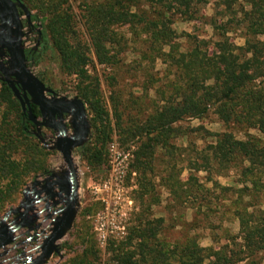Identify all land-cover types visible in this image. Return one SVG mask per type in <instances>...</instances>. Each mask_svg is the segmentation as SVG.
Masks as SVG:
<instances>
[{
    "label": "rangeland",
    "instance_id": "rangeland-1",
    "mask_svg": "<svg viewBox=\"0 0 264 264\" xmlns=\"http://www.w3.org/2000/svg\"><path fill=\"white\" fill-rule=\"evenodd\" d=\"M21 1L29 15L37 19L33 22L36 26L45 16L66 13L76 37L84 45H89L82 15L84 5L93 0ZM94 1L103 3L104 0ZM237 2L240 4L242 0ZM199 13L200 16L192 22L172 18L170 29L179 53L189 51L194 41H203L210 48L218 36L209 26L213 21L219 28L217 32L224 34L230 45H242L240 32L231 25H223L225 20L213 0H208ZM112 31L116 39L111 51L113 64L98 65L89 50L86 67L87 74L97 79L99 98L109 122L108 139L103 143L99 162H89L86 156H79L77 150L81 147L71 150L77 184L73 216L69 228L56 243L57 251L40 264H115L112 260L115 256L136 251L135 234L143 230H150L144 239L146 250H151L150 255L156 257L164 253L168 258L166 264H175V255L192 240L202 249L228 245L226 251L236 250L231 244L239 242L235 207H245L247 213L251 209H264L262 184L257 192L247 196L242 192L241 184L258 177L262 180L264 172L254 178H243L236 161L225 169L214 166L208 169L203 159L209 155L212 135L231 133L238 140L258 135L254 131L242 133L234 126L223 125L209 110L200 118H185L170 126L162 140L146 142L143 134L146 121L173 99L174 68L161 57L162 53L169 56L171 51L165 47L159 52L145 36L126 25H117ZM34 38L35 31L26 40L31 47ZM258 40L259 48H264V36ZM28 70L53 92V98H75L72 80L60 69L57 55L46 46L28 65ZM9 78L0 70V81ZM17 117L15 107L0 101V136L18 141L16 151L12 149L9 157L28 171L18 189L3 202L0 221L10 210L19 208L18 213H23L24 195L27 196L33 182L49 174L59 176L67 172L55 150L56 133L34 128L31 136L22 141L18 136ZM90 118L86 111L89 132L82 147L91 149L96 140ZM69 121L65 118L67 136L72 135ZM111 146L114 154L110 153ZM141 152L146 155V167L140 166L143 163ZM27 160L29 165L24 164ZM192 165L198 168L193 169ZM121 168L124 174L121 187L117 188L116 177ZM6 182L2 181L0 186ZM56 203L54 210L62 207V201ZM41 210L39 205L32 209L31 220L27 221L31 227L42 223L40 230L46 234L51 229L50 222L43 221L44 215L38 213ZM37 219L40 220L33 222ZM16 221L15 215L10 214L5 224L20 223V219ZM33 235L34 232L27 233L26 228L13 233L11 244L0 249V264H28L34 259L38 255L34 247L41 242L42 236L33 238ZM151 235L153 238H149ZM30 239H33L32 244L28 242ZM134 261L142 264L136 255ZM255 262L264 264L260 256Z\"/></svg>",
    "mask_w": 264,
    "mask_h": 264
},
{
    "label": "trees",
    "instance_id": "trees-1",
    "mask_svg": "<svg viewBox=\"0 0 264 264\" xmlns=\"http://www.w3.org/2000/svg\"><path fill=\"white\" fill-rule=\"evenodd\" d=\"M16 1L26 8L21 0ZM207 3L208 0H104L103 3L93 0L84 5L82 15L88 46L76 37L66 13L52 14L38 21L43 48L46 46L57 55L60 69L76 89L75 98L85 105L87 115H91L89 120L95 130V145L91 149L81 146L77 150L79 156H86L89 162H99L109 128L107 113L99 98L97 79L87 74V53L91 51L98 65L113 64L111 51L116 39L112 29L126 25L145 36L159 52L169 48L171 54L166 57L162 53L161 57L174 68L173 99L146 121L143 127L146 142L162 140L170 126L185 118H200L211 110L223 125L234 126L242 133L254 131L258 136L238 140L231 133L212 135L209 155L203 159L204 166L225 169L236 161L243 178H254L264 172V48H259L258 40L264 36V0H242L240 4L237 0H213L225 20L223 25H231L240 32V47L230 45L225 35L217 32L219 28L213 21L209 26L218 36L210 48L203 41H194L189 51L179 53L170 29L172 18L192 22L200 16L201 7ZM36 20L31 18V22ZM12 98L7 85L0 81V101L18 110V136L23 141L31 136L34 127ZM30 114L34 120L39 118L37 109L31 105ZM0 142V184L7 180L3 187L0 186L1 210L3 202L18 189L28 171L9 157L12 149L16 151L18 141L1 135ZM139 155L143 160L140 166L146 167V155L142 152ZM24 164L29 165V160ZM192 168L198 167L192 165ZM261 184L264 188V177L262 180L260 177L245 180L241 190L246 196L252 195ZM234 210H237L239 242L231 244L236 250L226 251L228 245L202 249L192 240L175 255V264H239L244 261L256 264L257 256L264 262V209H251L249 213L245 207H235ZM136 233V251L115 256L113 262L137 264L134 261L136 255L142 264H166L168 258L164 253L156 257L155 254L150 255L151 250H146L144 239L150 230Z\"/></svg>",
    "mask_w": 264,
    "mask_h": 264
},
{
    "label": "water",
    "instance_id": "water-1",
    "mask_svg": "<svg viewBox=\"0 0 264 264\" xmlns=\"http://www.w3.org/2000/svg\"><path fill=\"white\" fill-rule=\"evenodd\" d=\"M18 9L27 17L29 24V12L19 2L14 0ZM3 5V6H2ZM0 7L11 10L13 15H16L15 5L12 0H0ZM1 13H4L0 9ZM5 20V19H4ZM20 25H16L18 30ZM20 35H14L16 42L14 44H0V49H5L9 56V63L11 69L17 70L11 75L12 80H1L13 95V98L18 103L21 113L26 115L29 123L37 130L44 128L56 133L57 139L55 143V150L61 156L62 162L67 169L61 177L49 176L50 182L48 186H40V191L32 196V203L39 195H42L45 202L50 201V208L57 206L54 198H60L62 207L57 209L52 214L43 217V221L50 220L51 229L44 234L40 230L41 224L34 227L26 225L27 218H24L32 209L24 208L20 214V223L5 224L7 217L10 214H15L19 208L10 210L5 213L0 221V249L11 244V235L21 228H26V232H34L33 238L42 236L41 242L34 247L38 251V255L32 259L28 264H40L42 260L47 259L53 252H56V243L62 238L63 232L69 228L73 216L74 194L77 190L75 170L71 160V150L80 148L85 138L88 135V124L86 121L85 105L79 100H66L65 98H53V92L46 88L35 76H33L24 65L23 52L18 49V38ZM17 87L20 88V92ZM30 105L37 109L40 121L34 120L30 114ZM65 118H69V126L72 131L71 136H67V127L64 124ZM33 185L36 182L32 183ZM26 191V190H25ZM26 194L24 195V198ZM24 205V204H23ZM49 209V208H48ZM44 211L42 209L40 212ZM54 218L50 219L51 216ZM24 222V223H23Z\"/></svg>",
    "mask_w": 264,
    "mask_h": 264
},
{
    "label": "flooded vegetation",
    "instance_id": "flooded-vegetation-1",
    "mask_svg": "<svg viewBox=\"0 0 264 264\" xmlns=\"http://www.w3.org/2000/svg\"><path fill=\"white\" fill-rule=\"evenodd\" d=\"M12 1L16 9L15 16L13 15V13H11V10L9 8L4 9L0 7V9L4 11V13L0 12V44H3V43L8 44V45L14 44L16 42V40L14 39V35L16 34L20 35L18 38V42H19L18 49L23 52V56L25 60L24 65L26 69H28V65L32 64L35 61V58L41 53V50L43 48L42 41L39 36L40 27L39 25L36 26L33 24V22H31V18L33 16H30V15H29V24H28L27 17L18 9L14 0ZM18 24L20 25V28L17 30L16 25ZM34 31H35V38L32 40V47H31V44L26 40L29 38V35L32 34ZM10 65L11 64L9 63V56H8L7 51L5 49H0V70H2L5 74L9 75V77H11L12 74L17 72V70H14V69L12 70ZM9 80H12V78H9ZM17 89L19 92L21 91L19 87H17ZM50 175L52 174H49L48 176L42 178L41 180L36 182V184L34 185L32 184L29 187L28 194L24 198V201H23L24 208L34 209L38 207V205L41 206V208L44 209V211L40 213L41 215H44L43 217H45L48 214H52L53 212L56 211L54 210V208H50V204H51L50 201L45 202V199L43 198L42 195H39V197L37 198V199H40L38 202L34 200L33 202L35 203H32L31 200L33 199L32 196L36 192L40 191V186H45V187L48 186V183L50 182L48 178ZM53 176L56 178V177H61L62 175H59V176L53 175ZM54 201L59 202L61 201V199L54 198ZM33 211L29 212L24 218H27V220H31L30 215ZM14 215L18 221L20 218L19 216L20 214L17 212ZM54 217L55 215L51 216V218H54ZM27 220H26V225L31 227L32 225ZM38 220L40 219H37L36 221H33V222H37ZM46 221H49V220H45L44 222ZM32 241L33 239L28 240L30 244H32Z\"/></svg>",
    "mask_w": 264,
    "mask_h": 264
},
{
    "label": "built area",
    "instance_id": "built-area-1",
    "mask_svg": "<svg viewBox=\"0 0 264 264\" xmlns=\"http://www.w3.org/2000/svg\"><path fill=\"white\" fill-rule=\"evenodd\" d=\"M110 153H115V150H114V148L111 146L110 147ZM128 156V155H127ZM123 174H124V169L123 168H121L118 172H117V177H116V184H117V188H120L121 187V184H122V181H121V177L123 176ZM100 240H101V242H102V240H103V237L101 236L100 237Z\"/></svg>",
    "mask_w": 264,
    "mask_h": 264
},
{
    "label": "bare ground",
    "instance_id": "bare-ground-1",
    "mask_svg": "<svg viewBox=\"0 0 264 264\" xmlns=\"http://www.w3.org/2000/svg\"><path fill=\"white\" fill-rule=\"evenodd\" d=\"M50 219H52V218H50ZM50 221V220H49ZM50 224H51V222H50ZM51 226V225H50Z\"/></svg>",
    "mask_w": 264,
    "mask_h": 264
},
{
    "label": "crops",
    "instance_id": "crops-1",
    "mask_svg": "<svg viewBox=\"0 0 264 264\" xmlns=\"http://www.w3.org/2000/svg\"><path fill=\"white\" fill-rule=\"evenodd\" d=\"M57 246V245H56ZM57 250V249H56Z\"/></svg>",
    "mask_w": 264,
    "mask_h": 264
}]
</instances>
